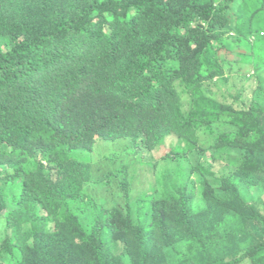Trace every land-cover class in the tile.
Masks as SVG:
<instances>
[{"label":"trees","instance_id":"trees-1","mask_svg":"<svg viewBox=\"0 0 264 264\" xmlns=\"http://www.w3.org/2000/svg\"><path fill=\"white\" fill-rule=\"evenodd\" d=\"M168 136L136 196L127 164L82 158ZM112 175L107 207L85 186ZM245 260L264 264V0H0V264Z\"/></svg>","mask_w":264,"mask_h":264},{"label":"rangeland","instance_id":"rangeland-1","mask_svg":"<svg viewBox=\"0 0 264 264\" xmlns=\"http://www.w3.org/2000/svg\"><path fill=\"white\" fill-rule=\"evenodd\" d=\"M214 89L217 88L214 87ZM168 137V139L165 138V140L158 144L157 148L155 149L157 150V152L144 150L140 155H135L131 151L128 153L125 152L124 147L126 145H129L127 139L122 138L113 141L100 140L96 142L94 148L91 151L83 152L82 158L90 161L91 163L94 161V174L98 179L102 178L106 171L120 167L123 164H127V166L129 167V173L132 176V196H136L139 192L150 189V187L154 183V177L156 178L155 175L158 171H161L160 167L163 165L162 161L156 162L155 166H153L152 164L156 160V156L159 155V149H162V147H165L166 144L168 145L172 140H174V137ZM103 152L111 153L109 157L112 158H102L101 161H98L102 157ZM72 155L79 157L78 152H74L72 153ZM209 155V151H206L205 161H211ZM151 162L152 164H150ZM119 189L120 188L118 186L117 178L115 175L111 176V181L109 182L96 180L95 183H89L85 186L86 192L93 195L97 199V201L103 200L105 202L104 205L107 207L114 204L115 202H123V198L118 195ZM232 201L236 206H238L239 208H244L245 211H247V208L243 207V205H239L234 200ZM240 264H249V261L245 260Z\"/></svg>","mask_w":264,"mask_h":264},{"label":"clouds","instance_id":"clouds-1","mask_svg":"<svg viewBox=\"0 0 264 264\" xmlns=\"http://www.w3.org/2000/svg\"><path fill=\"white\" fill-rule=\"evenodd\" d=\"M124 149H125V147H124ZM103 180V179H102ZM106 180V179H105Z\"/></svg>","mask_w":264,"mask_h":264}]
</instances>
